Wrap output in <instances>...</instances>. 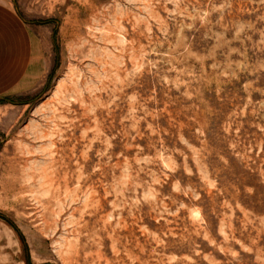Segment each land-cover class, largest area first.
<instances>
[{
	"label": "rangeland",
	"instance_id": "obj_1",
	"mask_svg": "<svg viewBox=\"0 0 264 264\" xmlns=\"http://www.w3.org/2000/svg\"><path fill=\"white\" fill-rule=\"evenodd\" d=\"M0 1V264H264V0Z\"/></svg>",
	"mask_w": 264,
	"mask_h": 264
},
{
	"label": "crops",
	"instance_id": "obj_2",
	"mask_svg": "<svg viewBox=\"0 0 264 264\" xmlns=\"http://www.w3.org/2000/svg\"><path fill=\"white\" fill-rule=\"evenodd\" d=\"M47 70L42 39L16 8L0 1V100L33 89Z\"/></svg>",
	"mask_w": 264,
	"mask_h": 264
}]
</instances>
